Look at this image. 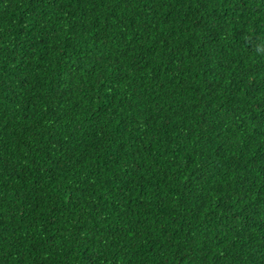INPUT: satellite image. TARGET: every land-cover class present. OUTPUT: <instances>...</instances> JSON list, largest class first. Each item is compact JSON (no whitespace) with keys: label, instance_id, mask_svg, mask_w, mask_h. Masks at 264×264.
Instances as JSON below:
<instances>
[{"label":"trees","instance_id":"obj_1","mask_svg":"<svg viewBox=\"0 0 264 264\" xmlns=\"http://www.w3.org/2000/svg\"><path fill=\"white\" fill-rule=\"evenodd\" d=\"M0 264H264V0H0Z\"/></svg>","mask_w":264,"mask_h":264}]
</instances>
